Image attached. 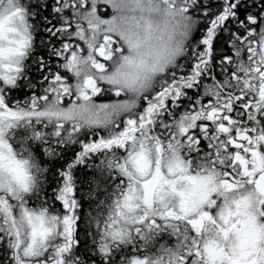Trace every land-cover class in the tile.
<instances>
[{"label": "snow or ice", "instance_id": "1", "mask_svg": "<svg viewBox=\"0 0 264 264\" xmlns=\"http://www.w3.org/2000/svg\"><path fill=\"white\" fill-rule=\"evenodd\" d=\"M0 264H264V0H0Z\"/></svg>", "mask_w": 264, "mask_h": 264}]
</instances>
